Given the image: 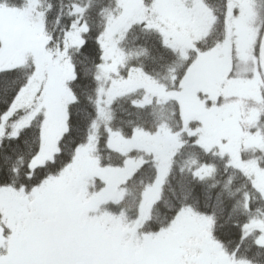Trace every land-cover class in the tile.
<instances>
[{
  "label": "snow or ice",
  "instance_id": "1",
  "mask_svg": "<svg viewBox=\"0 0 264 264\" xmlns=\"http://www.w3.org/2000/svg\"><path fill=\"white\" fill-rule=\"evenodd\" d=\"M0 264H264V0H0Z\"/></svg>",
  "mask_w": 264,
  "mask_h": 264
}]
</instances>
